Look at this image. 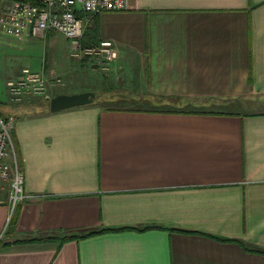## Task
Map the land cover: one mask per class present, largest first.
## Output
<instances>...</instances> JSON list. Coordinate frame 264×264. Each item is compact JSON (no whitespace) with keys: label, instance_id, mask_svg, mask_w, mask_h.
<instances>
[{"label":"crops","instance_id":"obj_1","mask_svg":"<svg viewBox=\"0 0 264 264\" xmlns=\"http://www.w3.org/2000/svg\"><path fill=\"white\" fill-rule=\"evenodd\" d=\"M127 6L80 13L84 45H116L107 73L55 31L0 32L14 77L41 73L55 97L96 71L84 87L111 99L58 113L47 96L11 101L30 198L6 229L0 180V264H264V0Z\"/></svg>","mask_w":264,"mask_h":264},{"label":"built area","instance_id":"obj_2","mask_svg":"<svg viewBox=\"0 0 264 264\" xmlns=\"http://www.w3.org/2000/svg\"><path fill=\"white\" fill-rule=\"evenodd\" d=\"M30 4L20 0H0V32L19 41L44 37L55 31L70 41L71 57L88 60L101 72L107 73L116 55L113 41L103 40L97 45L83 46L85 20L79 14L97 16L125 11L127 0H35ZM57 80L56 84H60ZM49 82L41 74L25 68L20 75L7 82L9 95L15 104L25 99L43 97ZM15 122L0 115V180L10 183V214L6 229L14 219L17 208L30 198L25 191L22 171L13 139ZM0 239L5 234V230Z\"/></svg>","mask_w":264,"mask_h":264},{"label":"rangeland","instance_id":"obj_3","mask_svg":"<svg viewBox=\"0 0 264 264\" xmlns=\"http://www.w3.org/2000/svg\"><path fill=\"white\" fill-rule=\"evenodd\" d=\"M83 46H93V45H84V43H83ZM12 53L10 54L8 49H1V47H0V113H2L3 117H5L7 114H9L8 112H13L12 110L15 109V106L20 105V104L14 105L11 102L12 100H11V97L9 95V90L7 87V82L10 79L15 78L14 76L16 74V71L18 70L17 59L12 58ZM115 57H116V55H115ZM96 70H98V69H96ZM92 73L93 74L86 75V74H82L80 72V73H78L79 78L77 80L81 83L77 84V86L75 88H70V87L66 88L65 86L62 87L60 85L59 87L54 89L55 91H51L50 94L52 95L55 92V93H58V95H60V94H70L71 95V94H77V93H81V92H85V91H93L95 89L100 90L97 87V85H93L91 79L89 80L90 81V89H88L86 86L84 87V84H85V82L89 76L91 78L98 77V76H96V75H98V73L96 71H93ZM110 93H112V92H110ZM97 95H98V97L96 99V102L104 103V105H108V106L111 105V104H108V101L111 99H109L107 95L103 94L101 91H97ZM46 96H50V95L49 94L47 95V92H46V94L43 97L45 98ZM261 107H263V106H261ZM250 108L252 109V108H256V107H250ZM244 109H245V107L242 108V110H244ZM16 152L18 154L17 147H16ZM18 158H19V156H18ZM19 162H20V159H19Z\"/></svg>","mask_w":264,"mask_h":264},{"label":"water","instance_id":"obj_4","mask_svg":"<svg viewBox=\"0 0 264 264\" xmlns=\"http://www.w3.org/2000/svg\"><path fill=\"white\" fill-rule=\"evenodd\" d=\"M98 95L95 91H86L77 94H60L55 97H46L48 101L49 110L51 113H58L61 111L83 107L93 104Z\"/></svg>","mask_w":264,"mask_h":264},{"label":"trees","instance_id":"obj_5","mask_svg":"<svg viewBox=\"0 0 264 264\" xmlns=\"http://www.w3.org/2000/svg\"><path fill=\"white\" fill-rule=\"evenodd\" d=\"M20 1H24V2H27V3H30V4H33L35 5L36 4V1L35 0H20ZM79 16L82 18L83 16L81 14H79ZM0 115L2 116V114L0 113ZM3 117V116H2ZM5 118V117H4ZM16 219V218H15ZM15 221V220H14ZM99 232H89L83 236H73V235H70V236H64L63 238H55L54 240L55 241H58V243L60 244H64L66 242H69V241H72V240H78V239H83V238H87V237H90V236H93V235H96L98 234ZM53 238H50V239H43L44 241H49V240H52ZM43 240H24V241H19V242H16L15 244H20V243H27V242H37V241H43Z\"/></svg>","mask_w":264,"mask_h":264}]
</instances>
